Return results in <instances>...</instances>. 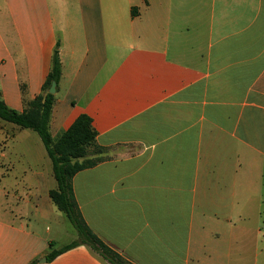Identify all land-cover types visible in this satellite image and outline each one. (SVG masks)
Returning a JSON list of instances; mask_svg holds the SVG:
<instances>
[{
	"label": "crops",
	"instance_id": "crops-1",
	"mask_svg": "<svg viewBox=\"0 0 264 264\" xmlns=\"http://www.w3.org/2000/svg\"><path fill=\"white\" fill-rule=\"evenodd\" d=\"M58 44L51 134L87 115L103 149L73 179L89 229L129 264H264V0H0L9 108L42 93ZM37 151L0 173V264H110L86 246L48 261L74 241L44 229L64 214Z\"/></svg>",
	"mask_w": 264,
	"mask_h": 264
},
{
	"label": "trees",
	"instance_id": "trees-1",
	"mask_svg": "<svg viewBox=\"0 0 264 264\" xmlns=\"http://www.w3.org/2000/svg\"><path fill=\"white\" fill-rule=\"evenodd\" d=\"M61 76L62 62L58 44L52 56L51 70L42 93L28 103L24 112L9 108L0 96V127L11 136H14V132L6 128L7 124H12L21 130H30L40 137L51 160L53 176L56 180V187L51 190L50 195L78 235V239L71 244L59 250H52L47 257L48 261L78 246H86L110 264H129L89 229L75 199L74 177L102 161V158L97 157L103 149L97 146V132L93 120L87 115H81L66 132L56 138L51 134L50 122L57 99L49 90L54 82L59 84Z\"/></svg>",
	"mask_w": 264,
	"mask_h": 264
},
{
	"label": "rangeland",
	"instance_id": "rangeland-1",
	"mask_svg": "<svg viewBox=\"0 0 264 264\" xmlns=\"http://www.w3.org/2000/svg\"><path fill=\"white\" fill-rule=\"evenodd\" d=\"M8 125H12V124H7L6 128ZM24 131L26 133H29L32 136L31 144H29L28 142L26 143L24 142L23 144L20 142L19 143L16 142V143H12L9 146V148H7V146H5L6 144H3V142H0V173H4L7 169H9L12 163H16V166H15L16 168L21 167L22 163L31 165L34 168L31 162V159H35L38 162L39 160L41 161V159L38 157L39 152L37 151V147H40L41 152H43L44 155H46V157L49 158L40 137L36 133L30 130H24ZM18 154H23V157H20V156L18 157ZM31 154L33 155V157L31 156ZM49 161L51 163L50 159ZM15 170L16 172L18 171V169H15ZM13 179H16V178H13ZM0 184H1V181H0ZM4 190L5 189L3 188V185L1 184L0 185V196L3 195ZM42 224L44 226V229L47 227L52 229L53 233L55 234V238L58 242H64L67 244V243H70L78 239L76 230L67 221V219L64 216L60 223L55 224L52 222V220H49Z\"/></svg>",
	"mask_w": 264,
	"mask_h": 264
},
{
	"label": "water",
	"instance_id": "water-1",
	"mask_svg": "<svg viewBox=\"0 0 264 264\" xmlns=\"http://www.w3.org/2000/svg\"><path fill=\"white\" fill-rule=\"evenodd\" d=\"M49 92H50V94H52V95H56V93H57V83H56V82H54V83L52 84V87H51V89L49 90ZM44 262H47V259H44Z\"/></svg>",
	"mask_w": 264,
	"mask_h": 264
}]
</instances>
